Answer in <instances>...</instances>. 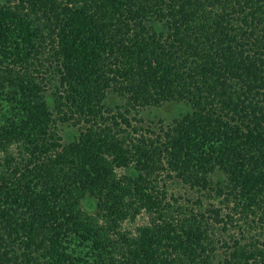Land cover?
Listing matches in <instances>:
<instances>
[{
  "label": "trees",
  "instance_id": "trees-1",
  "mask_svg": "<svg viewBox=\"0 0 264 264\" xmlns=\"http://www.w3.org/2000/svg\"><path fill=\"white\" fill-rule=\"evenodd\" d=\"M0 264H264V0L0 1Z\"/></svg>",
  "mask_w": 264,
  "mask_h": 264
},
{
  "label": "rangeland",
  "instance_id": "rangeland-1",
  "mask_svg": "<svg viewBox=\"0 0 264 264\" xmlns=\"http://www.w3.org/2000/svg\"><path fill=\"white\" fill-rule=\"evenodd\" d=\"M4 2L5 0H0ZM48 98H51L48 96ZM108 106L116 109L119 105L124 103V100L115 94H109L106 101ZM189 111V107L183 103L171 102L166 103L159 107H148L140 109L137 112L132 111L129 115L130 118H135L133 124L139 127L146 128L148 126L153 127L156 132H160L161 127H166L171 124L173 120L179 118L181 115ZM140 120V121H139ZM63 136L66 140H71L76 134L77 129L72 127H64ZM221 176L216 178L219 179ZM168 195L173 197L180 196L182 199L195 200L198 194L194 190H189L188 187L181 184L177 179H164L160 182ZM205 202H207L205 200ZM147 221L146 215H140L134 222H127L125 226L129 229H133L136 225L143 224Z\"/></svg>",
  "mask_w": 264,
  "mask_h": 264
}]
</instances>
